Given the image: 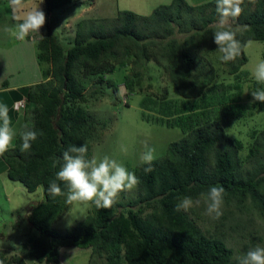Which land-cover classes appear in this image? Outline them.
I'll return each mask as SVG.
<instances>
[{"label": "trees", "instance_id": "trees-1", "mask_svg": "<svg viewBox=\"0 0 264 264\" xmlns=\"http://www.w3.org/2000/svg\"><path fill=\"white\" fill-rule=\"evenodd\" d=\"M70 1L43 3L51 10ZM242 7L241 16L226 26L241 42V55L234 62L220 60L228 74L237 73L246 62V41L264 40V0H244ZM218 19L215 0L196 5L170 0L156 5L147 15L123 9L112 17L81 19L68 47L52 33L37 40L36 54L42 52L44 59H36L44 71L47 59L49 78L11 92L16 99L35 104L29 125L37 132V140L23 152L19 135L0 155L10 180L27 191L41 188L39 199L29 203L24 213L34 232L27 244L29 257L39 263L62 264V251L72 248L89 250L90 264H238L233 250L224 243L223 223L210 231L202 230L189 211H176L183 197L200 199L203 206L201 194L212 186H222L224 205L252 208L264 222V128L254 132L243 165L237 144L225 134L222 123L237 116L238 105L222 85L215 87L216 70L206 57L217 49L213 32ZM148 60L161 67L185 101L175 107L163 102L165 93L160 96L159 114L170 119L167 125L179 126L182 135L167 144L150 173L144 172L147 165L142 162L134 166L133 173L139 179L135 197L116 201L108 210L90 204L81 220L56 228L53 224L67 205L68 189L56 179L64 163L63 152L85 144L89 151L84 136L98 128L90 113L69 108L67 99L84 97V75ZM125 86L132 89L131 81ZM94 92L100 94L93 88L87 95ZM52 182L58 183L65 195L49 197L47 189ZM11 261L0 250V264H13Z\"/></svg>", "mask_w": 264, "mask_h": 264}, {"label": "rangeland", "instance_id": "rangeland-1", "mask_svg": "<svg viewBox=\"0 0 264 264\" xmlns=\"http://www.w3.org/2000/svg\"><path fill=\"white\" fill-rule=\"evenodd\" d=\"M2 1H7L0 0V26H2L0 35L3 37L8 31L9 37L10 32L16 31L18 22L12 25L8 22L11 13L16 18L18 16L22 18V14L25 16L28 12L39 8L45 13L46 23L40 29V33H30L32 41L37 43L39 38L47 33H52L62 46L68 47L73 41L76 19L88 18L87 14L80 13L82 7L79 2L82 0H73L74 2L66 4L65 8L54 10L53 13H48L49 10L45 9L43 0H21V6L16 8L15 12H13L12 4V10L9 12L5 9ZM101 1H104L105 4L101 3L99 9L105 15L111 14L112 10L115 11V7L146 15L156 5L167 3L170 0H116L117 5L114 7L115 0ZM87 2L88 0H86ZM87 6L89 5L87 4ZM23 7L25 8L22 9ZM91 15L93 16L92 12L89 13V18L92 17ZM10 40H12L11 37ZM16 45V43H12L5 50V55L11 62H16ZM20 45H18L19 49L22 50ZM25 46H23L24 53ZM243 52L246 62L235 74L225 72L224 65L219 59L221 54L218 51L213 50L206 54V57L210 58L216 70L215 87L222 85L225 88L224 92L233 95L238 105L237 110L235 109L237 116L227 118L222 123L225 134L234 139L237 144L239 159L243 165H246V156L249 154L252 136L254 132L264 128V103L253 102L251 96L252 91L264 88V85L256 83L253 76L256 65L264 60V40L246 41ZM42 54V52H38V56L35 55L43 60ZM28 56L30 57V55ZM46 60V71L42 70V66H40L42 82L49 78V64ZM136 72L137 74H134ZM24 73L27 75L28 70H24ZM39 73H37L38 79ZM82 79L84 97L82 99L69 97L66 105L69 108L90 113L98 122V128L88 131L84 136L89 145L87 158L100 159L107 155L123 163L129 171L133 172L134 166L141 162L140 156L146 150V146L154 148L158 158L165 153L166 146L170 141L176 140L182 135L179 126L167 125L166 121H170V119L167 120L165 115L159 114L160 96L165 93L163 102L173 104L175 107H181L185 101L176 94L161 67L152 60L139 63L136 66H132L130 63L122 66L115 65L109 72L84 75ZM127 81H131L132 89L130 90L125 86ZM93 88L99 90L100 94L94 92L87 95ZM20 101L21 105L15 104V107L13 104L12 106L19 111V114L14 115V118L11 119V127L16 135L10 148L22 133L24 126L32 123V109L35 104L26 103L23 99ZM122 144L126 146V152L121 151ZM0 165L1 172L4 171L0 173V250L7 260H12L13 264H17V262L20 264H44L35 261L26 253L29 237L34 232L24 219V213L29 209V203H34L39 199L41 188L36 187L32 191H27L22 184L7 177L8 169L1 158ZM135 195V189L123 192L117 201L125 202ZM89 205L67 204L53 225L62 229L73 225L83 218ZM205 207V204L194 206L191 208L192 210H189V215L202 230L210 231L218 223H223L224 243L233 250V257H239L244 250L256 246L264 247V222L252 208L223 205V215L218 220H214L206 214ZM235 222L242 225L239 227L240 229ZM231 227L234 228L231 229ZM88 257L89 250L67 248L62 251L60 261L62 264H90Z\"/></svg>", "mask_w": 264, "mask_h": 264}, {"label": "clouds", "instance_id": "clouds-1", "mask_svg": "<svg viewBox=\"0 0 264 264\" xmlns=\"http://www.w3.org/2000/svg\"><path fill=\"white\" fill-rule=\"evenodd\" d=\"M13 12L21 6V0H11ZM244 0H215V9L218 16V27L213 32V42L217 46L216 51L221 55L219 59L223 63L234 62L241 55V42L237 33L226 26L236 21L243 12ZM19 19V18H17ZM46 23L45 13L41 9L28 12L21 22L16 24L13 35L24 40L30 33H40V29ZM257 84L264 85V60L260 61L253 72ZM253 102L264 103V88H258L251 92ZM7 104L0 103V155L6 153L13 144L16 135L11 127L12 121ZM22 141L21 151L28 152L32 143L37 140V132L32 126L26 124L24 131L20 133ZM121 151L126 152L125 145H121ZM87 145L71 146L63 152V165L56 173V179L63 182L68 189L65 203L68 205H94L97 209L108 210L113 207L123 192L132 191L139 185V179L135 173L129 171L121 162L105 155L100 159L87 158ZM157 159L155 149L146 146L141 154L145 173H150L153 162ZM225 189L222 186H212L207 193H202L203 203L206 205V214L218 220L223 215ZM49 197L55 199L61 195L60 185L56 182L49 184L47 189ZM200 199L193 200L185 196L176 205V211H189L194 206H199ZM238 264H264V247L250 248L245 254L237 257Z\"/></svg>", "mask_w": 264, "mask_h": 264}, {"label": "crops", "instance_id": "crops-1", "mask_svg": "<svg viewBox=\"0 0 264 264\" xmlns=\"http://www.w3.org/2000/svg\"><path fill=\"white\" fill-rule=\"evenodd\" d=\"M6 1L8 3L2 1V2H4L2 4H4L5 9H7L9 12H11V10H12L11 4L12 3L10 0H6ZM72 1L73 0H71L69 3H71ZM185 1L190 5H196V4L203 3L207 0H185ZM101 3L105 4V2L101 1V0H88L87 3H86V0H82L81 2H79V4L82 7L81 8L82 12L80 11V13L87 14L88 18H89V13L92 12L93 16L91 15L92 17H90V18H94V17L100 18V17H112L116 14V12L118 10H123L121 8L119 9L118 7H115V11L112 10L111 14L105 15V14H103V12H101L102 10L99 9V6L101 5ZM87 4L89 6H87ZM116 5H117V2L115 0L113 7ZM28 7H29V5H28ZM24 8L25 7H23L22 9H24ZM63 8H65V5L62 7H59V8L51 9L48 11V13H53L54 10L63 9ZM87 9L90 11H88ZM18 18H19V16H18ZM23 18H24L23 14H22V18L17 19L11 13V15L9 16L8 22L10 25H12L16 22H18V23L21 22ZM80 19H84V18H80ZM80 19H76V20L79 21ZM1 30H2V26H0V31ZM13 33L10 32V34H11L10 37L12 38L13 41L10 40L9 31L5 33L4 37H3V35H0V103H5L8 105V107L10 109L9 115H10L11 119L14 118V115L17 116L19 114V111L15 110L12 107L13 104L17 101L22 100V99H16L14 94L11 92L16 91L20 87L30 86V85H33L35 83L42 82V79H43V76H41V67H40V64L38 63V61L36 59V55H35L36 54L35 42L32 41L31 35L29 34L28 37H25L24 40H19L13 35ZM12 43L17 44L15 46L16 62L9 61V59H7V57L5 55V50L7 48H9V45ZM25 43H27V44H25ZM18 45H20V48H22V50L19 49ZM25 45H27L28 47H26ZM23 46H25V53L23 51ZM28 55H30V57ZM26 66H27V69H26ZM24 70H28L27 75H25ZM37 73H39V79L37 77L38 76ZM1 93H4V95H1ZM2 172H4V171H2ZM2 172L0 170V173H2Z\"/></svg>", "mask_w": 264, "mask_h": 264}, {"label": "built area", "instance_id": "built-area-1", "mask_svg": "<svg viewBox=\"0 0 264 264\" xmlns=\"http://www.w3.org/2000/svg\"><path fill=\"white\" fill-rule=\"evenodd\" d=\"M15 104L21 105V101H17V103H16V102L14 103V106L16 107ZM22 106H23V105H22Z\"/></svg>", "mask_w": 264, "mask_h": 264}]
</instances>
